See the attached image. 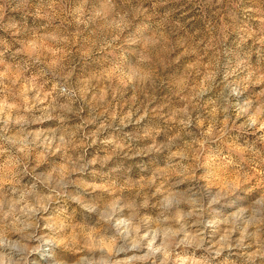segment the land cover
<instances>
[{"label":"rangeland","instance_id":"374dc122","mask_svg":"<svg viewBox=\"0 0 264 264\" xmlns=\"http://www.w3.org/2000/svg\"><path fill=\"white\" fill-rule=\"evenodd\" d=\"M103 2L88 0L85 11L99 8ZM70 3L77 6V0H70ZM130 3L133 8H146L148 12L132 20L131 27L119 37L115 52L99 53L92 49L89 53L93 37L90 34L75 37L71 52L80 61L81 74L99 72L113 57L133 60L141 47L147 53V45L142 46L139 41L151 34L157 23L165 18L168 36L164 39L170 45L159 53L162 62L154 69L161 79H167L170 85H188L189 90L199 91L206 79L211 80L208 68L213 59L219 62V73L212 81V89L201 100V103L211 105L203 113L205 118L213 112L217 97L230 91L231 85L228 88L225 85L239 75L243 76L238 74L224 80V73L235 68L239 60H246L249 70L254 73L253 79L264 74V40L248 30L260 29L259 14L264 12V0H130ZM39 4L40 0H27L26 4L21 0H7V6H4L5 0H0V38L11 40L6 26L12 21L21 24L27 21L30 26L34 21L39 23L40 17L33 15L40 10ZM249 8L254 11H247ZM67 30L76 33L72 23L67 24ZM0 71H4L3 66ZM262 91L264 83H249L242 90L241 99L264 103ZM153 95L156 103L152 108L162 109V112L153 113L143 122L142 133L146 128L150 134L133 143L132 151L148 149L152 145L156 146L155 150L129 160L121 158L123 169L111 177L117 196L121 192L125 196L141 193L135 197V204L139 206L135 211L141 217L140 238L122 241L124 246L118 261L122 264H264V143L257 141L264 132L244 133L238 128H229L219 138L204 142L203 153L192 163L194 153L186 145L193 139H200L202 132L210 135V120L197 123V113L193 112V122L184 128L161 119L169 111V93L158 90ZM236 99L228 96L232 103ZM230 112L236 125L246 119L237 118L234 111ZM219 122L220 128L230 123L222 116H219ZM54 126V122L49 121L34 125L32 129L47 130ZM215 131L213 129V134ZM173 137L177 139L173 141ZM253 144L254 151L260 149L258 154L247 151ZM102 147L90 148L89 158ZM180 151H186L188 159L172 155ZM219 153H231L241 164L240 169L223 170ZM241 156L243 161H240ZM60 163L62 155L59 151L52 155L41 152L32 160L28 173L17 175L16 170L6 166L4 158L0 157V264H108L102 248L111 251L110 245L103 241L99 247L86 245L81 234L99 232L97 221L100 217L111 219L114 230L125 231L130 208L122 207L124 202L121 201L120 205L113 204L111 209L97 214L94 205L81 207L63 198L44 202L43 197L50 194L40 190L38 181L50 179L48 173ZM180 165L188 168L184 176L177 174ZM80 179L86 182L81 184V191L90 184L101 182L99 177L92 175ZM225 180L236 183L239 199L234 194L228 197L232 202L226 203L223 199L204 196L205 190L219 192ZM33 189L39 195L34 194ZM87 190L91 191L90 188ZM74 191V185L66 189V192ZM101 195L111 199L107 193ZM37 200L43 208L29 212ZM5 214H8L7 218ZM172 217H183L179 221L183 229L176 239L191 233L198 246L181 245L174 251H155L164 247L163 233L179 227Z\"/></svg>","mask_w":264,"mask_h":264},{"label":"clouds","instance_id":"9594fccd","mask_svg":"<svg viewBox=\"0 0 264 264\" xmlns=\"http://www.w3.org/2000/svg\"><path fill=\"white\" fill-rule=\"evenodd\" d=\"M21 3L26 4L27 0H21ZM87 4L88 0H77V6L73 7L70 0H40V10L33 14L40 17L39 23L34 21L30 26L27 21L23 24L12 21L6 26L11 40L0 38V66L4 68V71H0V157L4 158L6 166L16 170L15 174L19 175L29 172L31 162L38 153H61L62 163L52 167L48 173L50 179L38 181L40 190L50 194L43 197L44 202L63 198L81 207L85 204L94 205L99 214L123 201L121 206L130 208L125 231L114 230L111 219L100 217L97 221L101 229L99 232L81 234L86 245L99 247L101 241L110 245L111 251L102 248L108 264H122L117 259L124 246L122 241L140 238L141 217L135 211L139 207L135 204V197L141 193L125 196L121 192L117 196L111 177L123 169L122 159L129 160L155 150L156 146L152 145L148 149L132 151L133 143L150 134L146 128L142 133L143 122L153 113L162 112V109L152 108L156 103L153 93L158 90L169 93V111L161 119L178 123L184 128L193 122V112L197 113V123L203 119L210 120V135L206 136L202 132L200 139H193L186 145L194 153L191 161L194 163L203 153L204 142L219 138L229 128L235 127L244 133L264 132V103L241 99L242 90L247 84L264 83V74L253 79L254 73L249 70L246 60H239L235 68L224 73V80L228 81L229 77H237L238 74L243 76L239 75L225 85L226 88L231 85L230 91L227 95L222 93L217 97L213 102V112L205 118L203 113L211 105L201 103V100L212 89V81L219 73V62L213 59L208 68L211 80L206 79L199 91L189 90L188 85H170L167 79H161L154 69L162 62L159 53L170 45L164 39V36H168L166 18L157 23L151 34L139 41L142 46L147 45V53L141 47L135 52L133 60L113 57L99 72L81 74L80 61L71 52L76 36L90 34L93 37L89 53L92 49L99 53H112L116 50L119 37L131 27L132 20L148 12L146 8L131 7L130 0H104L99 8L92 11H85ZM4 6H7V0ZM247 11L252 12L254 9L249 8ZM259 18L260 29L248 30L264 40V12L259 14ZM57 20L60 23H56ZM68 23L75 25V34L68 32ZM175 23L179 25V21ZM260 95H264V91ZM228 96L236 97V102H230ZM230 110L235 112L237 118L246 117L244 122L236 125ZM219 116L230 123L220 128ZM49 121L54 122L55 126L47 130L32 129L34 125H43ZM213 129L216 130L214 134ZM172 139L174 141L177 137ZM257 141L264 143V135L257 137ZM98 145L103 147L89 158V149ZM254 147L253 144L247 151L258 154L260 149L254 151ZM172 155L188 159L186 151L173 152ZM218 155L223 170L240 169L241 164L231 153ZM243 159L241 156L240 161ZM180 169L177 173L180 176L188 171L184 165H180ZM84 175L99 177L101 182L88 185L91 191L87 188L81 191V184L86 182L80 177ZM69 185L75 186L74 192H66ZM237 188L234 181L225 180L219 192L205 190L204 196L231 203L228 197L235 194L237 199L240 198ZM33 192L39 195L36 189ZM103 193H107L111 199L103 197ZM42 208L43 204L37 200L28 211L34 213ZM182 218L171 219L179 225ZM182 229L183 225H179L171 232H164V247L155 251H174L181 245L198 246L191 233L176 239Z\"/></svg>","mask_w":264,"mask_h":264}]
</instances>
